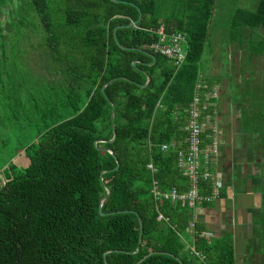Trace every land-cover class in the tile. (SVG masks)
<instances>
[{
  "label": "trees",
  "instance_id": "1",
  "mask_svg": "<svg viewBox=\"0 0 264 264\" xmlns=\"http://www.w3.org/2000/svg\"><path fill=\"white\" fill-rule=\"evenodd\" d=\"M25 3V11L32 10L42 25L43 44L60 77L46 80L36 142L20 141L16 149L0 152L9 159L0 172V264H234L230 234L208 238L197 221L192 230L193 210L186 200H156L152 192L154 182L162 190L189 189L178 151L186 147L184 126L197 80L202 75L208 85L213 81L200 62L216 0ZM17 4L0 0V65H17L10 48L19 45L29 26L17 17L24 10ZM161 26L187 37V56L179 67L149 47L159 40ZM255 28H264V0L254 9L233 11L229 40H238L241 48ZM8 76L1 83L19 91L26 86ZM14 98L8 108L19 105L31 112L29 96ZM27 121L23 128L29 132ZM8 134L0 136L4 145ZM260 140L264 143L263 136ZM210 183L201 178L199 192L210 194ZM106 186L111 192L101 202Z\"/></svg>",
  "mask_w": 264,
  "mask_h": 264
},
{
  "label": "rangeland",
  "instance_id": "2",
  "mask_svg": "<svg viewBox=\"0 0 264 264\" xmlns=\"http://www.w3.org/2000/svg\"><path fill=\"white\" fill-rule=\"evenodd\" d=\"M26 1L14 0L15 5L19 3L24 8V10H19L17 17L24 23L28 21L30 26L25 28L26 33L24 32L25 35L21 37L19 45L16 48H10L11 58H15L17 65L11 66L7 63L0 65V83L9 81L4 78L9 72L8 77L12 79L11 81L13 79L15 81L21 79L26 84L19 91V88H14L15 85H11L10 82L1 83L5 85V88L0 89V98H3V100H0V134L6 126L8 128L0 136L5 139L6 136L4 134L8 131L9 141L7 145L0 141V152L4 151V148H6V151L16 149L20 146V141H23L24 145L36 142L39 137L37 128H40L37 109L42 107L44 99L47 100L48 84L46 80L51 82L60 77L47 48L43 44L42 36L44 30L42 25L32 10L25 11ZM257 3L258 0H216L214 17L210 23L211 33L200 66L204 74L216 81L219 88H221V92L223 91L222 86L225 84L232 95L237 93L244 97H250L252 82H259V79L261 82L264 81V28L253 29L250 37L238 34L239 38L245 37V45L241 48L238 46V40H229V23L233 11L237 7L254 9ZM19 5L17 4L18 9L20 8ZM31 20H35L36 26ZM10 38L13 37L11 36ZM232 55L233 62H236L237 59H240V61L232 65L233 69L226 70L227 66L225 64L232 62ZM10 71H13L14 76L10 74ZM27 71L29 73H26ZM44 83L46 86H44ZM227 91L224 92V95H226ZM18 93L29 96V104L32 106L31 112L25 111V108H21L19 105L14 106V108H8L10 106L9 103L12 105L16 102L14 97ZM7 96H10V98ZM11 97L14 98L15 102L11 100ZM8 112H10L9 115ZM32 118L37 119L34 120ZM29 119V125L33 129L28 132L24 128ZM16 139H20L17 144H15ZM7 160H9L7 156L0 154V172L6 166L5 161ZM0 184H2V178H0Z\"/></svg>",
  "mask_w": 264,
  "mask_h": 264
},
{
  "label": "crops",
  "instance_id": "3",
  "mask_svg": "<svg viewBox=\"0 0 264 264\" xmlns=\"http://www.w3.org/2000/svg\"><path fill=\"white\" fill-rule=\"evenodd\" d=\"M239 61L233 62L232 55L226 70ZM213 84L218 85L215 80ZM252 84L250 97L232 95L224 84L214 99L220 122L221 156L215 168L221 194L212 203L198 204L193 214L211 238L231 235L234 264H264V111L258 107L264 100V81Z\"/></svg>",
  "mask_w": 264,
  "mask_h": 264
},
{
  "label": "built area",
  "instance_id": "4",
  "mask_svg": "<svg viewBox=\"0 0 264 264\" xmlns=\"http://www.w3.org/2000/svg\"><path fill=\"white\" fill-rule=\"evenodd\" d=\"M159 40L150 44L149 47L155 52L170 58L173 63L179 67L186 59L188 52L187 37L183 32L167 33L163 26L156 30ZM219 86L208 85L202 75L197 80L194 89V95L187 108L188 121L184 126L187 131L185 138L186 147L178 151V165L180 169L188 176L189 189L180 193L173 187L169 190H162L157 183L153 184V195L156 200H186L188 205L194 210L200 203H211L217 200L221 194V179L216 172L215 166L220 162L221 139L219 134V118L214 99L218 97ZM209 108V112L205 109ZM208 131L205 138L210 142L204 144L203 134ZM168 144H162V149H167ZM149 168L155 170L150 163ZM209 180L211 183L210 194H201L199 192L200 179ZM162 215L159 216V218ZM195 224L194 215L192 216L190 228L193 230ZM205 236L211 238L210 234ZM190 247V246H189ZM191 248V252L204 259V254Z\"/></svg>",
  "mask_w": 264,
  "mask_h": 264
},
{
  "label": "water",
  "instance_id": "5",
  "mask_svg": "<svg viewBox=\"0 0 264 264\" xmlns=\"http://www.w3.org/2000/svg\"><path fill=\"white\" fill-rule=\"evenodd\" d=\"M133 64H136V61H134L133 62ZM148 80H149V77L147 78V82H148ZM113 116H114V111H113V114H112ZM113 127H114V125H113ZM115 137H116V133H115V131H114V135H113V138L110 140V141H113L114 139H115ZM110 153H112L113 155H114V152L111 150V149H107ZM116 161H117V164H116V167L115 168H119V166H120V163H119V161L116 159ZM106 170H104V171H102V173H101V178H102V181H104V178H103V173L105 172ZM106 190H107V194L101 199V202H103L104 201V199L110 194V189H109V187L108 186H106ZM102 213V212H101ZM140 222H141V220H140ZM141 225H142V222H141ZM137 250H138V248H137Z\"/></svg>",
  "mask_w": 264,
  "mask_h": 264
}]
</instances>
